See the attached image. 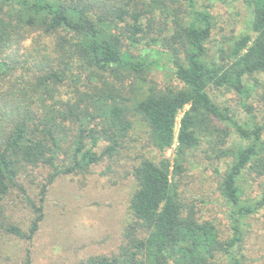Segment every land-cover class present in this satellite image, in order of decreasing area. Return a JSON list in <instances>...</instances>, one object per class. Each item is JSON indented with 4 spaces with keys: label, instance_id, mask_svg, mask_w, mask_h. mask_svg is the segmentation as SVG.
<instances>
[{
    "label": "trees",
    "instance_id": "trees-1",
    "mask_svg": "<svg viewBox=\"0 0 264 264\" xmlns=\"http://www.w3.org/2000/svg\"><path fill=\"white\" fill-rule=\"evenodd\" d=\"M198 1L0 0V250L5 237L35 238L57 177L86 176L129 152L138 119L154 148L148 143L126 170L136 187L121 243L74 264H261L264 124L239 122L210 91L224 85L248 98L245 78L260 83L264 0H245L254 36L242 35L218 61L208 58L213 15ZM153 69L172 71L181 85L158 86L147 75ZM178 123L171 160L165 151ZM233 131L240 144L226 148ZM209 135L213 151L229 158L218 186L228 222L184 198L187 153ZM39 167L48 174L25 229L12 201L19 191L29 196L26 181ZM250 172L263 179L254 197L242 186ZM23 264H32L30 248Z\"/></svg>",
    "mask_w": 264,
    "mask_h": 264
},
{
    "label": "rangeland",
    "instance_id": "rangeland-1",
    "mask_svg": "<svg viewBox=\"0 0 264 264\" xmlns=\"http://www.w3.org/2000/svg\"><path fill=\"white\" fill-rule=\"evenodd\" d=\"M198 5L201 8L208 7L216 25L208 44V58L218 61L223 51H229L233 42L242 35L254 36L251 30L253 7L245 0H199ZM170 10L156 8L157 13L167 14ZM168 17L172 18L170 15ZM147 75L151 82L160 87L181 85L170 70L153 69ZM259 79L260 83L256 84L252 77L245 78L244 84L250 94L248 98L224 85L213 87L211 96L219 105L228 106L231 115L239 122L251 123L254 120L264 124V76ZM181 116L182 113L178 122ZM178 131L179 123L176 126L175 141L165 151V156L171 160L177 155ZM129 135L135 141L123 157L100 162L86 176L68 174L57 177L47 190L45 217L35 238L28 242L18 237H5L1 242L0 264H23L28 248L32 252V264H74L91 255L117 250L128 222V201L136 187L134 179L126 176V170L130 163L137 161L140 153L149 150L148 143L154 148L148 127L138 119H135ZM209 136L198 149L187 153L189 162L187 176L183 178L186 191L184 198L198 202L204 217L228 222L227 205L218 186L229 158L219 157L213 151L212 143L216 138ZM239 144L238 135L233 131L224 147ZM47 174L48 169L44 167L33 170L31 178L34 181L31 182L30 178L26 181L29 196L19 191V196L16 193L13 197L16 203L12 201V205H17L13 208L14 215L25 229L29 228L35 217L30 199L39 202ZM262 180L256 177L255 172H250L242 186L254 197L263 190ZM255 256L264 264V249Z\"/></svg>",
    "mask_w": 264,
    "mask_h": 264
},
{
    "label": "built area",
    "instance_id": "built-area-1",
    "mask_svg": "<svg viewBox=\"0 0 264 264\" xmlns=\"http://www.w3.org/2000/svg\"><path fill=\"white\" fill-rule=\"evenodd\" d=\"M180 121V120H179Z\"/></svg>",
    "mask_w": 264,
    "mask_h": 264
}]
</instances>
